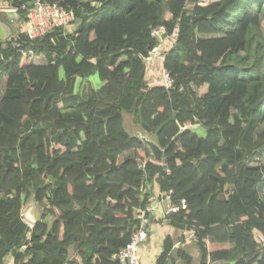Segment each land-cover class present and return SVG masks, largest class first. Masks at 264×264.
Instances as JSON below:
<instances>
[{"label": "trees", "instance_id": "trees-1", "mask_svg": "<svg viewBox=\"0 0 264 264\" xmlns=\"http://www.w3.org/2000/svg\"><path fill=\"white\" fill-rule=\"evenodd\" d=\"M48 1L74 9V33L0 40V264H117L154 178L187 201L167 222L195 236L199 264H264V0ZM161 24L179 29L171 89L145 81ZM32 197L43 206L33 227Z\"/></svg>", "mask_w": 264, "mask_h": 264}, {"label": "built area", "instance_id": "built-area-1", "mask_svg": "<svg viewBox=\"0 0 264 264\" xmlns=\"http://www.w3.org/2000/svg\"><path fill=\"white\" fill-rule=\"evenodd\" d=\"M0 5V13L13 14L9 17L11 23L20 21L22 23L21 31L29 38H42L49 32L61 28L67 33H74L77 28V18L73 8L59 2H50L48 0H34L30 5H23L18 8L10 5ZM151 36L157 41V44L151 49L149 55L143 58L145 62V81L149 86L161 85L166 89L174 87L175 81L165 65L168 52L177 44L179 38V29L174 31L161 24L152 28ZM173 190L162 192L160 202L166 204L165 215L180 212L187 208V201L181 199L174 201ZM155 208L148 207L139 210L140 227L134 233L130 241L121 248L116 254L117 264H144L142 250L143 246L150 238V227L152 224L151 212ZM25 218V216H23ZM26 219V218H25ZM31 227L34 226L29 220L25 221ZM194 236V235H192Z\"/></svg>", "mask_w": 264, "mask_h": 264}, {"label": "crops", "instance_id": "crops-1", "mask_svg": "<svg viewBox=\"0 0 264 264\" xmlns=\"http://www.w3.org/2000/svg\"><path fill=\"white\" fill-rule=\"evenodd\" d=\"M0 21L1 23L8 24L10 22L9 16L8 15L1 16ZM148 158L152 160H156L155 158H152V157H148ZM143 192L149 195V199H150L149 206L155 208L154 210H152L150 214L151 220H152V224L150 227V238L147 241V243L143 246V250H142L144 264H147L148 262H150V264L156 263L158 256L163 250L164 241L168 236H171L172 238H174L175 243H176L173 249L172 258L169 264H181L178 262V258L184 260L182 256L178 255L179 249H182L184 252H186L188 255L192 256L193 258V255L189 253L185 248L183 247L176 248V245L178 243L177 241L178 237H180L182 241L187 240V243H190L188 240V237H190L192 238L193 241L196 242V245H197V241H196L195 236H192L193 235L192 233L180 231L174 228L173 226H171L167 222V218L165 215L166 204L163 202H160L161 194L162 192H166V190H162L159 185L158 180L154 178L153 181L149 179L145 181L143 185ZM183 245H185V243ZM197 248H198V245H197ZM198 251H199V248H198ZM9 257L11 258L12 256L9 255ZM198 258L200 259V251H199ZM4 264H6V262ZM184 264H185V260H184Z\"/></svg>", "mask_w": 264, "mask_h": 264}, {"label": "rangeland", "instance_id": "rangeland-1", "mask_svg": "<svg viewBox=\"0 0 264 264\" xmlns=\"http://www.w3.org/2000/svg\"><path fill=\"white\" fill-rule=\"evenodd\" d=\"M8 4L7 0H2V5L5 6V9H7L6 5ZM4 12L0 13V16H3L5 14H3ZM10 21V20H9ZM9 24L12 27V33L9 37H11L12 35L17 34L18 32L21 31L22 28V23L20 21H17L15 23H11L9 22ZM8 37V38H9ZM7 38V39H8ZM97 78V77H96ZM95 78V80H96ZM4 81H0V98L4 92ZM86 87L88 86V84L85 85ZM125 126L126 129L134 136H138L139 138L146 136L147 138H149L150 140L155 141L154 136L151 134H147L141 127L140 125L137 123L135 115L134 114H125ZM150 157V156H149ZM30 210V211H29ZM24 212H28L29 215H31V217L36 221L38 220L43 212V206L38 204L33 197L29 199V201L25 204L24 209H23V214ZM24 216V215H23ZM24 221H26V219L23 217ZM256 238L259 239L260 241H264V239H262V237H260L259 234H256ZM188 240L190 243H187L186 241H182L180 237L177 238V245L176 248L178 247H183L185 248L189 253H191L193 255V263L192 264H199L200 259L199 257V251L196 245V242L192 240V238L188 237ZM185 243V245H183ZM73 252V249L72 251ZM9 261V263H8ZM6 264H14L13 263V259L12 257L10 258L9 256L7 257V259L5 260ZM178 262L181 264H184V260L179 259L178 258ZM147 264H150V262H148Z\"/></svg>", "mask_w": 264, "mask_h": 264}, {"label": "water", "instance_id": "water-1", "mask_svg": "<svg viewBox=\"0 0 264 264\" xmlns=\"http://www.w3.org/2000/svg\"><path fill=\"white\" fill-rule=\"evenodd\" d=\"M8 16L12 17L13 14H8ZM12 31H13L12 27H11V25L9 23L8 24L7 23H1V21H0V40H6L11 35ZM141 139L148 145V147L150 148V150H151L152 154L154 155L155 159L157 161H159V162L162 161L163 160V155H164V150L158 145V143H156L153 140H150L146 136L141 137ZM23 215L25 216V218L27 220H29L34 225L37 222V220L35 221L31 217V215L28 214V212H24Z\"/></svg>", "mask_w": 264, "mask_h": 264}]
</instances>
